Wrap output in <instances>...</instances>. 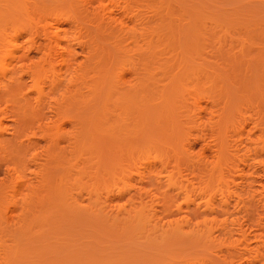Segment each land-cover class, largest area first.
Listing matches in <instances>:
<instances>
[{
  "label": "bare ground",
  "instance_id": "obj_1",
  "mask_svg": "<svg viewBox=\"0 0 264 264\" xmlns=\"http://www.w3.org/2000/svg\"><path fill=\"white\" fill-rule=\"evenodd\" d=\"M0 264H264V0H0Z\"/></svg>",
  "mask_w": 264,
  "mask_h": 264
},
{
  "label": "rangeland",
  "instance_id": "obj_2",
  "mask_svg": "<svg viewBox=\"0 0 264 264\" xmlns=\"http://www.w3.org/2000/svg\"><path fill=\"white\" fill-rule=\"evenodd\" d=\"M3 175H5V173H4V174H0V181H1V183H3V181L6 179V177H4ZM2 176H3L5 179H4V178H1ZM5 176H6V175H5ZM2 180H3V181H2ZM4 182H5V181H4Z\"/></svg>",
  "mask_w": 264,
  "mask_h": 264
}]
</instances>
